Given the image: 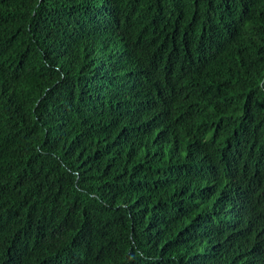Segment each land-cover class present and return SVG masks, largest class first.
<instances>
[{"label":"trees","instance_id":"16d2710c","mask_svg":"<svg viewBox=\"0 0 264 264\" xmlns=\"http://www.w3.org/2000/svg\"><path fill=\"white\" fill-rule=\"evenodd\" d=\"M0 264H264V0H0Z\"/></svg>","mask_w":264,"mask_h":264}]
</instances>
